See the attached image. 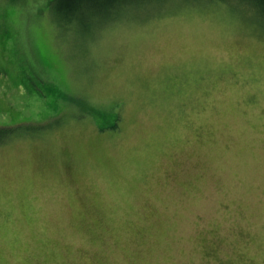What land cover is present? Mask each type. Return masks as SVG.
I'll list each match as a JSON object with an SVG mask.
<instances>
[{
	"label": "rangeland",
	"instance_id": "374dc122",
	"mask_svg": "<svg viewBox=\"0 0 264 264\" xmlns=\"http://www.w3.org/2000/svg\"><path fill=\"white\" fill-rule=\"evenodd\" d=\"M130 12L0 0V264H264V16Z\"/></svg>",
	"mask_w": 264,
	"mask_h": 264
},
{
	"label": "trees",
	"instance_id": "16d2710c",
	"mask_svg": "<svg viewBox=\"0 0 264 264\" xmlns=\"http://www.w3.org/2000/svg\"><path fill=\"white\" fill-rule=\"evenodd\" d=\"M53 11V17L59 25L65 26L75 23L78 20L84 23L89 18L95 17L102 24L111 23L112 20L120 19V15H125L134 8L144 3H158L164 0H46ZM208 4L214 1L230 3L238 1L240 4L250 6L252 9L259 11L264 16V0H203ZM91 19V18H90ZM93 19V20H94ZM122 19V18H121ZM120 19V20H121ZM116 124L111 125L114 128ZM9 130V129H8ZM10 131V130H9ZM8 137V132L0 127V142Z\"/></svg>",
	"mask_w": 264,
	"mask_h": 264
}]
</instances>
